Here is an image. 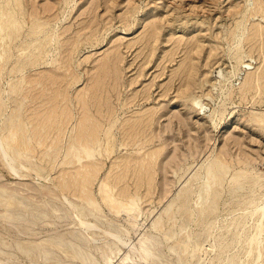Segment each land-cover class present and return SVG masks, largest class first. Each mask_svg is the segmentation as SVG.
I'll return each mask as SVG.
<instances>
[{
	"label": "rangeland",
	"instance_id": "374dc122",
	"mask_svg": "<svg viewBox=\"0 0 264 264\" xmlns=\"http://www.w3.org/2000/svg\"><path fill=\"white\" fill-rule=\"evenodd\" d=\"M1 5L16 9L19 30L16 37L0 30V137L8 156L0 146V264H264V222L260 242L250 239L259 221L253 210L264 201V0ZM38 41L41 63H29ZM112 54L115 65L100 77L104 104L88 100L84 110L79 97ZM48 70L65 74L55 94L39 96L27 80ZM248 75L254 81L245 87ZM57 100V123L36 136L30 119ZM83 111L99 132L79 160L73 144ZM145 114L139 145H121L120 126ZM20 128L16 144L10 139ZM153 152L150 183L134 167L119 180L117 161ZM93 161L98 172L82 196L80 165ZM216 161L224 172L206 192L205 173ZM60 176L73 186L65 197Z\"/></svg>",
	"mask_w": 264,
	"mask_h": 264
},
{
	"label": "bare ground",
	"instance_id": "6f19581e",
	"mask_svg": "<svg viewBox=\"0 0 264 264\" xmlns=\"http://www.w3.org/2000/svg\"><path fill=\"white\" fill-rule=\"evenodd\" d=\"M15 11H16V9L14 8V7H4L3 5H1L0 6V30H4V28L5 29H8V34H9V36L10 35H13L14 34V37H16L17 35H18V30H19V28H18V21H17V19H16V16H15ZM24 13H25V11H24ZM33 20V19H32ZM41 30H42V26H41V24H33V31L31 32V33H34L35 32V35H39V33L41 32ZM34 49H37L38 50V52H37V56L35 57L34 56V59L33 58H30L29 60H27V61H30L29 63H33L34 61L35 62H38V64L39 63H41L40 62V54H41V51L42 50H44V48H45V43H43L42 41H38L36 44H34V47H33ZM65 57V56H64ZM107 57V56H106ZM63 59V58H62ZM65 59V58H64ZM115 59H116V56H114V54H112L111 56H109L108 58H105L104 60H103V62L101 63V65H100V69H102L103 70V72H101L102 74L100 75L99 73H98V75H99V79L98 78H96V81H94L93 82V84H92V86H91V88H90V90H88V92L86 93V92H83V93H81V95H80V102H79V104L84 108V110H86L87 108H88V110H89V107H90V105H89V103H88V100H92V102L94 101V103L95 104H97L98 105V108L100 109V107L101 106H103V102H104V100H105V98H103L102 97V93L100 92V87H101V81H100V79L102 78V76L104 77V76H107L108 75V71H109V69L111 68V65L113 64V65H115ZM34 60V61H33ZM58 60V59H57ZM118 60V59H117ZM63 61H65V60H63ZM101 62V61H100ZM68 63V62H67ZM3 64V63H2ZM25 65V64H24ZM64 66V68H66L65 67V65L64 64H62V66L61 67H58V68H62ZM67 66H69V64H67ZM54 69V68H53ZM54 71V70H53ZM52 70H48L47 72H45V73H42V72H40V74H38V76H35V78H33V79H28L27 80V82H29V83H31V85H36V86H38V93H39V96H41V94L43 93V96H44V94H45V91H48V92H52L53 93V91H54V94L59 90V85L57 84V83H59L58 81H61L60 79H62V77L64 76V74H60V76H59V74H57V73H54ZM39 72V71H38ZM42 73V74H41ZM66 76V75H65ZM101 77V78H100ZM117 77V76H116ZM262 78H264V75H262ZM254 78H253V76H251V75H248V77H247V79H246V82H245V87H250V84L252 83V81H254L253 80ZM26 81L25 80H22L20 83H25ZM118 82V81H117ZM256 82L257 83H259V79H257L256 80ZM31 87V86H30ZM33 88H34V86H33ZM32 88V89H33ZM105 88V87H104ZM26 89V88H25ZM30 89V88H29ZM37 89V88H36ZM34 90V89H33ZM120 91V90H119ZM34 92H36V91H34ZM37 92L35 93L36 95L38 94ZM26 94H28V92L26 91ZM64 94V93H63ZM80 94V93H79ZM78 94V95H79ZM60 95V94H59ZM26 96V95H25ZM38 96V95H37ZM51 96V95H50ZM56 95H54V96H52V97H54V98H56L55 97ZM36 97V96H35ZM45 97H46V95H45ZM48 97H49V95H48ZM111 97V96H110ZM33 98V97H32ZM38 98H40V97H38ZM53 98V99H54ZM46 99V98H45ZM50 99H51V97H50ZM50 99H47V101L48 102H51L52 103V101H50ZM59 99H61V97L59 98ZM65 99V98H64ZM36 100H37V98H36ZM52 100V99H51ZM56 100V99H55ZM109 100H110V98H109ZM45 100H42V102H44ZM47 101H45L46 103H47ZM58 101V102H57ZM55 103L53 102V104L54 105H51L50 107H47L45 104L46 103H43V106H45L44 107V110L46 111V112H44L45 114H43V115H41L42 114V111L43 110H41V111H39L34 117L35 118H32V119H30L31 120V127H33L34 129H39V133H37V135L36 136H38V137H42V134L40 133V130L41 129H43V128H50L51 126L53 127V125H55L57 122L55 121V117H57L58 115L60 116V113L59 114H57V113H55V110L57 109V108H59V107H61V106H58L57 107V105H58V103H59V101L60 100H57ZM121 101H122V99H121ZM64 103V102H63ZM65 104V103H64ZM61 105V104H60ZM63 105V104H62ZM71 105V104H70ZM54 106V107H53ZM63 106H65V105H63ZM68 108V107H67ZM82 108V109H83ZM62 109V108H61ZM73 109V108H72ZM98 109V110H99ZM119 109V108H118ZM63 111V110H62ZM66 111H67V109H66ZM66 111H65V113L64 112H62L63 113V115H66ZM73 113V112H72ZM62 115V116H63ZM68 119H69V115H70V113L68 112ZM91 116V115H90ZM104 116V115H103ZM63 118H65V117H63ZM133 118V117H132ZM151 118V115H148V114H145V115H140L139 117H137V118H135L133 121H131V122H128L127 124H120L121 126H120V128H121V145H125V146H127V145H130V144H132V143H134V144H138L137 142L138 141H140V138L141 137H143V135L145 134V129H146V127H147V124H148V119H150ZM58 120H60L59 118H58ZM64 120V119H63ZM63 120H61L62 122H63ZM81 120L83 121L82 122V124L81 125H83V130H81V132L79 133V135L77 136V140L75 141L76 143H74L73 144V147H75V148H77L76 149V153H77V157L79 158V160L80 159H82V157L84 156V154L86 153V154H88L89 153V151H90V148L98 141V132H99V130H97V127H93V125H89V123H93L92 121V119L90 118V117H88L87 116V114H86V112L85 111H83V117L81 118ZM91 120V121H90ZM129 120V119H128ZM86 121H88L89 123H87L86 124ZM99 121V120H98ZM110 121V120H109ZM147 121V122H146ZM28 123V122H27ZM81 123V122H80ZM95 123V122H94ZM99 123V122H98ZM65 124V123H64ZM84 124H86V126H84ZM118 124V123H117ZM66 125V124H65ZM95 125V124H94ZM59 126V125H58ZM57 126V127H58ZM102 126V125H101ZM56 127V128H57ZM63 127V126H62ZM23 129H24V127H22ZM22 128H20V129H18V134H17V136H16V134H15V136H13L10 140L11 141H13V142H17V140H18V137H19V135L21 134L20 133V131L22 130ZM65 128V127H64ZM64 128H62L63 130H64ZM149 128H150V126H149ZM51 129H53V128H51ZM81 128H80V126H79V130H80ZM114 129H117V127L116 128H114ZM113 129V131L115 132V130ZM25 130V129H24ZM48 130V129H47ZM58 130L60 131L61 130V128L59 127L58 128ZM26 131V130H25ZM49 131V130H48ZM62 131V130H61ZM75 131V130H74ZM51 132V131H50ZM65 132V131H64ZM36 133V132H35ZM35 133H34V135H35ZM44 133H45V131H44ZM55 133H56V131H55ZM108 131H106L105 132V134H107L108 135ZM46 134V133H45ZM58 134H60V133H58ZM58 134H57V136H58ZM44 135V134H43ZM53 135H54V133H53ZM118 135V134H117ZM56 136V137H57ZM46 137V136H45ZM44 137V138H45ZM53 137V136H52ZM61 137V136H60ZM153 137V136H152ZM6 138V137H5ZM5 138H2V136L0 137V146H1V150H2V152H3V155L4 156H7V153H6V149H5V146L4 145H6L7 146V143L5 144L4 143V139ZM37 138V137H36ZM47 138H48V136H47ZM108 138H109V135H108ZM108 138H107V141H108ZM117 138H118V136H117ZM7 139V138H6ZM49 139V138H48ZM52 139V138H51ZM58 139H60V138H58ZM73 139V138H72ZM149 140V139H148ZM25 141V140H24ZM42 141H43V138H42ZM56 140L54 139V141L53 142H55ZM147 141V140H146ZM15 142V143H16ZM50 142V141H49ZM49 142L47 143V145L49 144ZM59 142V141H58ZM4 143V144H3ZM71 143V142H70ZM17 144V143H16ZM30 144H32V143H30ZM29 144V145H30ZM35 144V143H34ZM54 144H56V143H54ZM62 144V143H61ZM143 143L141 142L140 143V145H142ZM8 145H9V142H8ZM42 145V144H41ZM139 145V144H138ZM23 146L24 147H27L26 146V142H24L23 143ZM51 146H53V145H51ZM59 146H60V144H59ZM58 146V147H59ZM15 147V146H14ZM46 147V146H45ZM16 148V147H15ZM34 148V147H33ZM64 148H65V146H64ZM29 149H31L30 150V152L31 151H33V149H32V147H30ZM63 148L61 147V150H62ZM107 149H111V145H110V147H109V143H108V145H107ZM136 149V148H135ZM34 150H35V148H34ZM37 150V149H36ZM60 150V149H59ZM57 151V150H56ZM55 151V152H56ZM34 152V151H33ZM75 153V154H76ZM42 154H44V153H42ZM51 154V153H50ZM142 154V153H141ZM72 155V154H71ZM141 156V155H140ZM157 156H158V152H153V153H146V154H144V155H142L140 158H139V156H137L136 155V157L137 158H134L133 156H129V157H126L125 156V158L123 159V160H121L122 162L120 163H118V161H117V165L116 166H122V167H124V169H122V170H124V172H121L120 174H119V180H121V179H123V176H124V178H125V174H126V171L128 170V169H130V168H132V167H134V172H135V174H137V176H138V178L140 179V180H143V179H146V180H149V183H150V181H152V179H153V171H154V166H153V164L156 162V158H157ZM8 157V156H7ZM11 157V156H10ZM14 157V156H13ZM55 158H57V157H55ZM123 158V157H122ZM11 159H12V157H11ZM59 159V158H58ZM60 160V159H59ZM58 161V160H57ZM83 161H85V160H83ZM97 161V160H96ZM88 162V161H87ZM90 162V161H89ZM104 162V161H103ZM133 162V163H132ZM115 163V162H114ZM72 164V163H71ZM81 164H82V162H81ZM84 164V163H83ZM137 165V167L135 166V165ZM13 165V164H12ZM114 165V164H113ZM81 167H80V173H82V176L81 177H79V178H82L81 180H77V181H79L80 183L79 184H76V182L77 181H75V184L76 185H79L80 187H81V195L83 196H90L87 192H88V189L91 191V189L90 188H88L90 185H88L89 183H91L93 180H92V178H93V176L96 174V172H98L97 171V164L96 163H94V161L93 162H91V163H86V164H84V165H80ZM103 166V165H102ZM107 166V165H106ZM76 167V166H75ZM99 167V166H98ZM223 167H224V164H223V162H221V161H216L213 165H210L208 168H207V170H206V173H205V179H206V182H205V188H206V192H208L207 191V189L209 190V189H211V188H213L214 187V185H216L217 183H218V180H219V178H220V175H219V172H221L222 174H223ZM10 168L13 170V172L14 173H16V170L14 169V167L13 166H11L10 165ZM78 168V167H77ZM153 169V170H152ZM63 171H65V170H63ZM67 171V170H66ZM65 171V172H66ZM75 171V170H74ZM76 171H79V168L78 169H76ZM119 171V170H118ZM64 172V173H65ZM71 172V171H70ZM70 172H66V175L67 174H69ZM130 172V171H129ZM18 173V172H17ZM71 173H73V172H71ZM71 173L69 174L70 175V177H71ZM79 173V172H78ZM77 173V174H78ZM131 173H132V171H131ZM76 174V173H75ZM74 174V175H75ZM61 175H64L63 173L61 174ZM131 175V174H130ZM59 176V175H58ZM57 176V177H58ZM56 177V178H57ZM61 178H62V181H61V183H60V188L58 187V186H56V187H58L57 189L60 191V193L64 196L65 195V193H64V191H65V189H69V187L71 188V186H72V183H70L71 181H68V179H70V178H68L67 176L65 177V176H60ZM75 177V176H74ZM73 177V180L75 179ZM95 177V176H94ZM116 177H117V175H116ZM68 178V179H67ZM72 178V177H71ZM78 178V179H79ZM113 179V178H112ZM111 179V180H112ZM124 180V179H123ZM145 180V181H146ZM116 181V180H115ZM63 183V184H62ZM78 183V182H77ZM119 183V182H118ZM140 184H142V183H140ZM104 185H108V182H104ZM123 185V184H122ZM124 186V185H123ZM73 187V186H72ZM91 187V186H90ZM113 187V186H112ZM126 186H124V188H125ZM88 188V189H87ZM116 189V188H115ZM120 189V188H119ZM73 190V188L70 190V192ZM78 190V189H77ZM121 190H123V189H121ZM89 191V192H90ZM118 191V190H117ZM116 191V192H117ZM124 191V193H125V190H123ZM122 191V192H123ZM75 192V191H74ZM123 193V194H124ZM69 194H71V193H69ZM77 194H79V193H77ZM128 194V193H127ZM67 195V194H66ZM75 195V194H74ZM65 197V196H64ZM72 206V205H71ZM254 212L253 213H255V212H258L259 213V221H258V223H257V225H256V228H255V232L252 234V236H251V241H258V242H260V240H261V235H262V233H263V222H264V201H263V203H261V204H258V205H256V208L253 210ZM82 221H84V222H82V224L87 228V227H94V222H86L85 220H82ZM93 223V224H92ZM96 226V225H95ZM108 231V230H107ZM110 232V231H109ZM107 233V232H106ZM109 234H114V233H109ZM115 235V234H114ZM117 235V234H116ZM114 237V236H113ZM115 238V237H114ZM117 238V237H116ZM118 241L119 240H122V239H120V237L117 239ZM124 243V242H123ZM132 248V247H131ZM133 248H135V246L133 247ZM135 250V249H134Z\"/></svg>",
	"mask_w": 264,
	"mask_h": 264
}]
</instances>
